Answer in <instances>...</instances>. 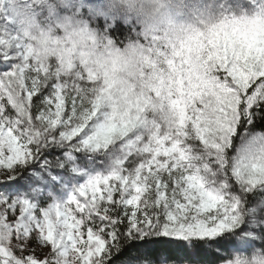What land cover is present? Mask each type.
Listing matches in <instances>:
<instances>
[{
	"label": "snow or ice",
	"instance_id": "1",
	"mask_svg": "<svg viewBox=\"0 0 264 264\" xmlns=\"http://www.w3.org/2000/svg\"><path fill=\"white\" fill-rule=\"evenodd\" d=\"M135 4L0 0V264H264V0Z\"/></svg>",
	"mask_w": 264,
	"mask_h": 264
},
{
	"label": "clouds",
	"instance_id": "2",
	"mask_svg": "<svg viewBox=\"0 0 264 264\" xmlns=\"http://www.w3.org/2000/svg\"><path fill=\"white\" fill-rule=\"evenodd\" d=\"M191 0H159V7L154 0H136L134 12L143 27L159 30L161 35L171 34L187 24L191 17L187 8L180 5H189Z\"/></svg>",
	"mask_w": 264,
	"mask_h": 264
}]
</instances>
